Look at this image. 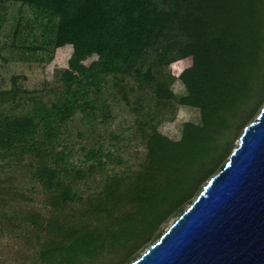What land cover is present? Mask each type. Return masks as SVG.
I'll return each mask as SVG.
<instances>
[{
    "label": "trees",
    "instance_id": "trees-1",
    "mask_svg": "<svg viewBox=\"0 0 264 264\" xmlns=\"http://www.w3.org/2000/svg\"><path fill=\"white\" fill-rule=\"evenodd\" d=\"M7 2L32 11V19L16 27L24 42L32 38L20 48L39 52L37 60L47 65L62 52L69 58L54 101L27 95L15 82L0 91V218L12 224L18 216L9 202L21 203L23 195L11 192L1 174L20 167L40 188L47 211L23 214L43 235L38 264L128 260L210 178L224 138L264 90V0L0 5ZM175 62L182 64V98L172 92L175 77L167 71ZM117 100L134 117L112 129ZM22 102L29 107L23 113L5 110ZM179 106L196 109L199 123H184L173 141L159 127ZM75 119L86 130L73 136ZM122 153L134 162L122 161Z\"/></svg>",
    "mask_w": 264,
    "mask_h": 264
},
{
    "label": "rangeland",
    "instance_id": "rangeland-1",
    "mask_svg": "<svg viewBox=\"0 0 264 264\" xmlns=\"http://www.w3.org/2000/svg\"><path fill=\"white\" fill-rule=\"evenodd\" d=\"M32 17V11L19 3L7 2L0 5V91L11 89L15 82L16 86L21 91H25L27 95L36 96L43 101H54L59 97V91L62 86L59 72L67 67L69 54L62 52L56 56L53 63L47 65L37 60L38 55L39 57L41 55L39 52L31 55L23 48H20L22 45L26 47L32 38L24 42L22 40L24 37L15 33L17 24L20 22V26H22L25 22L31 20ZM167 71L175 77L171 85L172 92L177 98L184 97L186 94L185 88L178 79L182 71V64L175 62L167 68ZM23 102L19 107L7 106L5 110L12 114L23 113L29 108ZM263 106L264 90L253 99L249 107L235 121L233 127L224 138L222 144L225 146V151H223L221 156H217V166L210 178L221 171L228 161L232 150L237 147L244 127L253 122ZM113 113L116 115V120L111 126L112 129L132 124L134 115L129 106L125 105L123 101L117 100L115 102ZM186 122L198 124L199 113L196 109L179 106L174 119L163 123L159 127V131L170 140L178 141L181 137L182 126ZM69 130L75 136L78 131L85 132L86 125L75 119L70 123ZM89 134H85L86 139H89ZM141 151L142 148L138 147L137 153ZM122 154V161L128 164L134 162L133 157L129 153ZM123 167L124 165L117 166L118 169ZM1 176L4 179L7 178L5 184L11 189V192L16 190L23 195V202L18 203L15 200L9 202L10 209L19 211L16 220L12 224L8 223L9 221L6 218H0V264H38L36 257L43 242V235L35 232L31 225L24 222L23 214L39 211L46 216L47 211L43 205L44 195L40 188L30 181L28 173L23 168H15L1 174ZM210 178L202 181L190 191V196L181 209L171 213L158 228L157 237L155 235L151 236L147 243L134 252L133 256L128 260L118 261L117 264H130L157 241L173 221L196 199ZM88 191V188L82 187L84 194H87Z\"/></svg>",
    "mask_w": 264,
    "mask_h": 264
},
{
    "label": "water",
    "instance_id": "water-1",
    "mask_svg": "<svg viewBox=\"0 0 264 264\" xmlns=\"http://www.w3.org/2000/svg\"><path fill=\"white\" fill-rule=\"evenodd\" d=\"M130 264H264V106L221 171Z\"/></svg>",
    "mask_w": 264,
    "mask_h": 264
}]
</instances>
